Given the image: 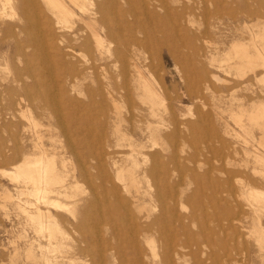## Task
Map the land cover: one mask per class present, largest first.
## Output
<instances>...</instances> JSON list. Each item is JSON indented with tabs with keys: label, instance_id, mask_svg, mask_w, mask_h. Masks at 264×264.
Listing matches in <instances>:
<instances>
[{
	"label": "bare ground",
	"instance_id": "obj_1",
	"mask_svg": "<svg viewBox=\"0 0 264 264\" xmlns=\"http://www.w3.org/2000/svg\"><path fill=\"white\" fill-rule=\"evenodd\" d=\"M177 6L178 0H0V21L7 16L17 19L16 23L5 24L0 28V47L12 46L14 54L22 57L25 53L24 47L35 49L37 46L36 42H33L35 40L29 38L30 35H56L58 44H44L43 48L52 51L58 64L61 61L65 77L61 97H58L59 92V95L55 96L56 94H52L54 92L47 89L38 94L37 90H40L42 85L36 82L27 83L24 80L31 77L29 67L24 66L21 70L17 67L13 69V66L10 79L4 86H0V122L17 113L24 116V112L35 108L40 111V116H44V112L52 115L56 126L61 129L63 145L56 146L54 140H50L49 146L46 147L42 143V136L36 130L39 125L26 115L28 128L32 130V138L28 139L31 143L30 149L17 145L19 136L16 137V134L11 136L10 146L0 141V167L5 163L14 165L19 162L9 174V181L20 185V195L32 199V203H29L30 210L19 207V211L26 215V219L33 225L34 232L40 238L50 242L54 238L51 229L59 222L56 221L62 218L52 214L47 208L42 210L40 205L54 209L65 207L66 205H61L56 200L68 199L69 191L79 188L78 185L82 183L88 184L87 187L92 191L91 183L93 184V177L95 179L97 174L102 173L103 179L109 181L112 175L106 173L107 168L113 169L114 179L118 181L121 192L125 195L133 194V199L140 194H146V191L140 192V184L142 180L150 179L156 191L157 202L161 206V213L171 214L173 208L166 207L165 199L159 194L173 191L171 180L181 173H187L192 181L195 180L193 170L179 166L178 152H182L184 147L193 142L207 139L208 135L220 142L214 127L210 125L213 109H201L193 120L188 115L191 119L188 120L185 114H175L170 104L163 103L164 94L156 91L150 82L149 66L145 64L148 57L146 54L151 55L154 61L160 60L161 55L165 53H176L179 56L177 66L183 94L181 92L182 95L176 98L174 104L177 106H183L184 101L204 106L206 95L211 90L213 93L233 89L248 91L254 82L264 81V29L258 33L252 31L248 35L247 43H232L224 54L221 62L225 64V73L230 74L231 70H234L233 76L238 80L237 83L231 84L207 71L206 64L213 65L216 62L213 57L217 53L215 42L209 44L206 41V32L202 35H191L189 28H192L193 22L185 17V9H177ZM51 16L54 17V23L51 22ZM244 17L247 20L262 18L255 10L247 11ZM149 22L155 24L146 30L144 25ZM75 24L77 25L74 26ZM56 26L58 34L54 29ZM66 32L70 35H66ZM155 33L157 35H154ZM21 36L28 38L20 40L21 43L18 41ZM33 51L32 53L36 50ZM165 77L166 74L161 77L162 85L166 83ZM73 78L81 87L78 95L84 97L85 101H79L81 98L73 101L76 95L73 98L69 96ZM73 90L75 89L72 86ZM183 109L186 111L188 108ZM142 110L146 111L147 119L141 113ZM240 111L237 124L240 125V117L247 114L249 124L261 131L260 144L264 148L263 109L260 111L251 107L249 111ZM96 115H99L100 119L95 121ZM1 128L5 129L2 125ZM107 131L115 137L116 147L128 149V153H122V158L118 160L120 163L115 160L113 153L108 152L110 144L106 140ZM102 139L105 140L104 143ZM262 154L256 151L252 157L264 167ZM67 159L76 161L74 171L67 169ZM190 159L182 158V161L189 163L193 160ZM57 161L60 162V170L56 168ZM91 170L95 171L93 176L89 174ZM115 187L109 189L114 195L118 190ZM149 187L147 185V188ZM105 189L104 191H107ZM90 193V200L84 203L86 206L91 205L93 195L96 196V192ZM53 196L56 199H52ZM79 202L82 200L74 201V205ZM83 222L78 221V226ZM152 222L151 226H160L161 216ZM149 227L145 226L147 229ZM173 240L171 235L164 239V243L166 245ZM164 249L160 263H165L171 258L170 249ZM135 253L139 255V252ZM26 258L31 260V264H35L31 249L26 251Z\"/></svg>",
	"mask_w": 264,
	"mask_h": 264
},
{
	"label": "rangeland",
	"instance_id": "obj_2",
	"mask_svg": "<svg viewBox=\"0 0 264 264\" xmlns=\"http://www.w3.org/2000/svg\"><path fill=\"white\" fill-rule=\"evenodd\" d=\"M178 8H184L185 17L193 22L192 28H189L191 35H202L206 32L208 35L206 41L209 44L215 42L217 53L213 57L216 62L213 65L206 64L207 71L231 84L237 83L238 80L233 76L234 70L226 74V67L221 59L232 43H247L248 35L252 31L258 33L264 29V0H178ZM254 10L262 18L254 17L247 20L244 17L246 12ZM157 13L160 14L158 10ZM51 17V22L54 23V17ZM16 22V17L7 16L0 21V28ZM154 24L146 23L144 28L148 30V27L152 28ZM54 29L58 34L57 26ZM67 34L70 35L69 32H66ZM47 36L30 35L29 38H33L37 46L35 49L24 47L25 53L23 52L22 57L14 54L12 46L0 47V86H4L10 79L15 67L21 70L24 66L29 67L32 78L24 79L23 76L22 79L27 83L36 82L42 85L41 89L37 90L38 94L47 89L54 92L52 94H56L55 96L63 95L65 77L61 61L58 64L52 51L43 48L44 44H58L57 36L52 35L53 38L51 35ZM27 38L28 36L25 38L21 36L18 41ZM32 50H36V53L34 51L32 53ZM175 55L177 54L165 53L161 55L160 60L154 61L151 55L146 54L148 57L145 64L149 66L148 74L153 88L164 94L165 105L170 104L175 114L178 112L185 114L188 120H193L198 111L213 109L210 125L214 127L220 142L213 139L212 135H208L205 141L193 142L187 145L190 147L186 146L182 152H178L180 163L178 165L193 170L196 181H192L187 173H181L171 180L172 192L159 194L165 199V206L173 208L172 213H161V206L157 202L156 191L150 179L142 180L140 184V192L146 191V196L140 194L133 199L131 198L133 194L126 196L123 191L121 192L118 181L114 179L113 169L107 168L106 173L112 175L110 178L112 181L103 179L102 173L97 174L95 179L93 177L94 185L92 183L91 185L96 196L93 195L95 200H91V205L84 204L90 200L92 192L86 183L69 191L68 199L56 200L59 204L66 205L65 207L54 209L40 205L42 210L45 211L47 208L52 214L62 217L51 229L54 238L48 242L34 232L33 225L26 219V215L19 211V207L30 210L29 203H32L30 197L20 195V185L9 181V174L19 162L14 165L5 163L0 167V264H31V260L26 258L28 249L34 254L35 264H264V198H261L264 197V167L252 157L256 151L264 155L263 145L260 144L262 133L258 127L249 124L247 114L240 117V125L236 122L240 110L249 111L251 107H256L260 111L263 109L264 112V81L254 82L248 91L233 89L213 93L211 90L206 95L207 99L205 98L206 109L188 101H184L183 106H177L174 102L183 94V89L177 66L179 56L177 55L175 59ZM163 72L166 74L165 85L161 84ZM71 81L69 96L73 98L76 95L71 99L78 101L81 98L79 101H85L84 97L78 95L81 87L74 78ZM72 86L75 89L73 91ZM245 96L247 98L244 99ZM185 107L188 108L186 111L183 109ZM141 113L144 118H148L145 110ZM42 114L44 116H40V111L33 108L29 112H24V116L17 113L13 117H7L8 121L3 119L5 122L3 120L0 122V141L10 146L11 136L17 135L16 137L19 136L17 145L29 150L31 143L28 139L32 138V130L28 128L25 119L28 116L39 125L36 130L42 136L44 146L48 147L50 140H54L56 146H62L61 129L56 126L53 116L48 112ZM94 119L99 120L100 116L96 115ZM7 124L9 126H6ZM1 125L5 129H2ZM106 140L110 144L108 152L113 153L116 161L122 158V153H128V149L115 146V137L110 131H107ZM104 141L102 139V143ZM182 158L193 160L190 159L192 163H188L182 161ZM67 160V169L74 171L76 161ZM118 162L117 164L120 163ZM56 168L60 170L58 161ZM94 172L91 170L89 174L93 176ZM112 187L121 193L115 192V196L109 191ZM71 194L73 195L70 197ZM52 199L56 197L53 196ZM79 199L82 202L74 205V201ZM159 216L161 225L151 226L153 219ZM80 220L84 222L78 226ZM145 226L150 227L147 229ZM171 235L174 240L165 245L164 239ZM164 247L170 249L171 258L165 263H160L165 252ZM135 252H139V255Z\"/></svg>",
	"mask_w": 264,
	"mask_h": 264
}]
</instances>
